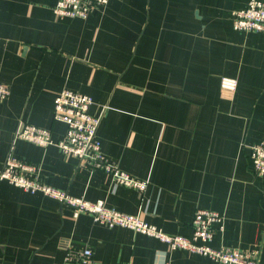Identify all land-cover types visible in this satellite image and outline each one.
<instances>
[{"label":"crops","instance_id":"obj_1","mask_svg":"<svg viewBox=\"0 0 264 264\" xmlns=\"http://www.w3.org/2000/svg\"><path fill=\"white\" fill-rule=\"evenodd\" d=\"M249 1L109 0L81 18L58 17L57 0H0V82L11 87L0 100V167L9 155L34 162L43 183L170 234L190 236L195 211L215 210L222 228L210 245L258 249L264 264V176L250 155L264 141V33L237 30L232 18ZM64 88L92 96L102 151L148 179L143 192L54 143L16 136L23 122L63 138L54 100ZM85 246L91 264H217L89 214L75 218L60 199L0 179V264H53Z\"/></svg>","mask_w":264,"mask_h":264},{"label":"built area","instance_id":"obj_2","mask_svg":"<svg viewBox=\"0 0 264 264\" xmlns=\"http://www.w3.org/2000/svg\"><path fill=\"white\" fill-rule=\"evenodd\" d=\"M109 0H57L53 10L58 17L86 18L94 9L105 6ZM233 26L245 32L264 33V1L250 0L248 4L232 12ZM236 81L223 78L224 87H234ZM11 87L0 82V100L7 98ZM93 98L89 94L70 88L62 89L54 100V119L66 124L63 138L54 140L48 128L21 122L16 136L30 140L41 146L56 144L66 156L79 158L81 164L89 169H100L109 173L114 182L143 192L148 186V179H143L121 169L116 162L104 154L98 137L101 115L93 114L90 107ZM254 172L264 176V141L250 146ZM40 165L9 155L0 167V179L31 192L41 191L60 199L72 208V216L81 213L91 215L95 221L108 226H123L148 235L166 243L170 249H187L206 255L217 264H261L258 249H239L233 247L215 248L210 245L221 225L222 215L211 209L198 208L192 220V234H170L143 220L139 215L128 214L108 207L103 200L91 201L84 197L73 196L67 191L43 183ZM93 252L89 246L68 247L65 257L53 264H91ZM169 264V263H165Z\"/></svg>","mask_w":264,"mask_h":264}]
</instances>
